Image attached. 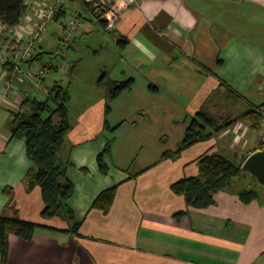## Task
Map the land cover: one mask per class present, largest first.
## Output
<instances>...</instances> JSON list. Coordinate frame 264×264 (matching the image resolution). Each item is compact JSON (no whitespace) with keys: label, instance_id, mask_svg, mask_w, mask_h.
<instances>
[{"label":"crops","instance_id":"obj_1","mask_svg":"<svg viewBox=\"0 0 264 264\" xmlns=\"http://www.w3.org/2000/svg\"><path fill=\"white\" fill-rule=\"evenodd\" d=\"M52 2L38 0L28 7L22 21L26 30ZM114 2L68 0L52 23L62 28L70 47L83 41L99 58L91 89L76 78L82 57L65 67L72 78L68 83L58 79L69 86V108L76 105L74 115L69 109L72 127L59 158L75 186L68 203L81 222L79 234L41 227L32 240L11 235L9 264H264V199L257 189L259 196L250 203L239 195L248 174L235 179L233 191H218L215 203L205 208L189 206L172 188L177 180L199 174L205 153L225 147L244 163L264 149V137L259 139L264 134V0H121L116 24L107 28L100 12L106 18ZM69 12L86 18V25L72 31L68 22L59 25ZM80 35L86 39H76ZM46 52L41 48L38 59ZM47 62L58 70L52 58L43 67ZM128 79L134 81L131 88L111 99L113 83ZM4 86L0 64V214L10 186L23 218L65 229L69 223L62 218L42 215L41 187L27 186L32 161L26 138L12 133L11 111L18 103L3 97ZM224 88L236 99L216 93ZM21 89L43 99L29 85ZM201 109L221 123L239 118L178 158H163L180 146ZM250 110L262 115L260 128L253 127L252 114L243 116ZM109 140L108 171L103 172L98 157ZM114 186L109 212L92 206Z\"/></svg>","mask_w":264,"mask_h":264},{"label":"trees","instance_id":"obj_2","mask_svg":"<svg viewBox=\"0 0 264 264\" xmlns=\"http://www.w3.org/2000/svg\"><path fill=\"white\" fill-rule=\"evenodd\" d=\"M27 10L28 5L25 0H0V21L9 27H14L23 21ZM60 12L55 15V19L58 18ZM103 14L105 15V12L101 11V21L106 24L107 19L102 18ZM125 43L126 40H119L120 47H123ZM39 57L40 53L38 52L34 59L27 62L30 63ZM7 67L12 70V67ZM45 67L52 71L56 69L54 65L48 62ZM133 82V79L114 82L110 91V98L114 99L124 90L131 88ZM151 88L153 91L158 89L154 85ZM229 88L231 91L237 92L232 87ZM69 99L68 84L56 80L50 87L46 99L24 95L20 108L11 111L12 133L26 138L27 155L32 161V166L25 179L28 188L32 189L36 185L41 187L45 204L42 215L45 218L60 217L68 222L69 226L60 229L23 218L14 200V188L6 187L4 192L9 196V201L3 213L0 214L1 264H9L11 235L32 240L37 229L41 227L79 234L81 222L76 219L75 213L68 203L73 196L75 186L67 174V168L59 158V151L65 144L66 136L72 127L69 117ZM110 110L111 105L108 104L107 112ZM248 114H252L253 127L260 128L262 115L255 110H250L243 116L246 117ZM238 118H229L221 123L205 109H201L192 117L180 146L175 151L165 152L163 158H178L185 148L211 138L216 132L233 124ZM111 147L112 140H109L105 150L98 157L99 166L103 172L108 171L105 155L111 151ZM198 163V175L183 177L172 184L176 193L186 197L189 206L197 208H205L214 204L216 201L215 194L218 191H233L235 179H243L249 173L243 167L242 161L229 156L227 153L217 151L201 155ZM116 189L117 187L114 186L102 191L95 198L92 206L100 208L106 213L109 212L114 203ZM239 195L245 203H250L259 196L258 191L253 186L244 187L239 191ZM183 213L184 211H180L177 215Z\"/></svg>","mask_w":264,"mask_h":264},{"label":"built area","instance_id":"obj_3","mask_svg":"<svg viewBox=\"0 0 264 264\" xmlns=\"http://www.w3.org/2000/svg\"><path fill=\"white\" fill-rule=\"evenodd\" d=\"M67 1L53 0L48 8L38 12L40 17L38 22L28 30L25 29L22 22L14 27H9L7 24L1 22L0 64L5 66L3 95L9 100L17 102L18 107H20L25 95L22 93L21 84L35 78L42 79L50 71L48 67H43L38 72L26 71L23 69V64L37 56L42 44V34L48 31V27L55 20V15ZM25 2L28 7H34L38 0H25ZM120 6L121 0H115L114 5L106 12L107 28H111L116 24ZM86 23V18L78 16L68 22V28L72 31L79 27H84ZM63 40L66 42L68 39ZM7 66L12 67V70L8 69Z\"/></svg>","mask_w":264,"mask_h":264},{"label":"rangeland","instance_id":"obj_4","mask_svg":"<svg viewBox=\"0 0 264 264\" xmlns=\"http://www.w3.org/2000/svg\"><path fill=\"white\" fill-rule=\"evenodd\" d=\"M73 13L72 12H69L67 17H63L61 18L60 20V23L59 25L63 23H67L69 22L73 17ZM56 24H52L48 27V31H52L54 33H49L47 34L48 31L44 32L42 34V37H41V43H42V47H44V50L47 51L44 55V58L42 59H38V60H35L33 62V64H30L28 62L24 63L23 64V69L26 70V71H33V72H38L41 68H43L44 66V63L46 61H48L50 58H52V60L54 61L55 65L56 66H59L58 70H50L42 79L40 78H35L33 80H30L24 84H21V88H25L27 85H29L35 93L39 92V96H41V98L43 99H46L47 96L49 95V91L47 90L48 86H52L53 85V80L54 79H63L64 82L68 83L69 79L71 78V74L70 72L66 73V71H64L65 67L68 66V64L70 63L71 59H79L80 57H82V61H80V66H79V70L77 71L76 73V78L79 79V76H81L85 81V85L86 87H89V89H91L92 85H93V80L90 78V76H95L93 75V68L95 67L97 61H98V56L94 53V51L92 50H89L87 48V46L82 42H75L74 46H76V48H72V46L70 47L62 38V35L63 33L61 32V29L60 26H58L59 28H55ZM2 30V29H0ZM56 30V31H55ZM58 30V31H57ZM1 32V31H0ZM46 34L49 35L48 37H46ZM46 37V41L44 39L43 41V37ZM76 39H82V40H85V36H78ZM54 42H56L57 46L55 45L54 47L53 44ZM77 47H80L79 49H77ZM41 48L39 49V51H41ZM55 48V49H54ZM57 48V49H56ZM49 52V53H48ZM78 56V57H77ZM54 78V79H53ZM75 78V80H76ZM72 79V78H71ZM4 83V81H2ZM75 89H77V87L75 86L74 87ZM45 91V92H43ZM79 91H77L76 93H78ZM225 92V95L229 98H231L232 100H235V96H233L231 93H228L229 91L226 90L225 88L222 90L220 89H217L216 93H224ZM2 95H3V91H2ZM4 97V95H3ZM5 99H7L6 97H4ZM9 100V99H8ZM11 103L12 101L9 100ZM17 105V109H19L20 107H18V104ZM75 107L76 105H72L71 106V113L73 111V115H74V112H75ZM233 110L229 111V112H232ZM263 122V120H262ZM244 127H245V124L242 126V128L240 129L242 132L244 130ZM264 128V126H263ZM247 135V134H246ZM245 135V136H246ZM245 136H242V138H244ZM262 137H264V134L259 135V139H262ZM245 139V138H244ZM239 145H241V143H239ZM238 145V146H239ZM225 148V147H224ZM221 149L220 152L222 153H227L229 154V156L231 157H234L230 151H228L226 148L225 149ZM249 177H248V181L246 180L245 182H242L241 183V186L242 187H246V186H250V184H252L251 186H253L255 189H257L260 194V198L262 197L261 200L264 199V184H262L256 176H254L251 172L248 173ZM235 186V185H234ZM233 186V187H234Z\"/></svg>","mask_w":264,"mask_h":264},{"label":"water","instance_id":"obj_5","mask_svg":"<svg viewBox=\"0 0 264 264\" xmlns=\"http://www.w3.org/2000/svg\"><path fill=\"white\" fill-rule=\"evenodd\" d=\"M243 167L264 184V149L257 150L248 155L243 163Z\"/></svg>","mask_w":264,"mask_h":264}]
</instances>
